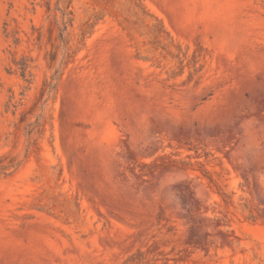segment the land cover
I'll return each mask as SVG.
<instances>
[{"label": "rangeland", "instance_id": "obj_1", "mask_svg": "<svg viewBox=\"0 0 264 264\" xmlns=\"http://www.w3.org/2000/svg\"><path fill=\"white\" fill-rule=\"evenodd\" d=\"M0 264H264V0H0Z\"/></svg>", "mask_w": 264, "mask_h": 264}, {"label": "trees", "instance_id": "obj_2", "mask_svg": "<svg viewBox=\"0 0 264 264\" xmlns=\"http://www.w3.org/2000/svg\"><path fill=\"white\" fill-rule=\"evenodd\" d=\"M59 35H60V37L62 38V32H60V34H59ZM23 69H24V68H23Z\"/></svg>", "mask_w": 264, "mask_h": 264}]
</instances>
